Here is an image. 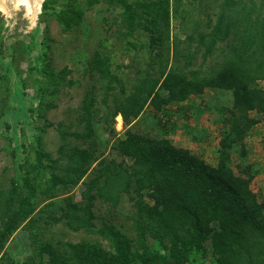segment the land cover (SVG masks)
Listing matches in <instances>:
<instances>
[{
    "label": "rangeland",
    "instance_id": "1",
    "mask_svg": "<svg viewBox=\"0 0 264 264\" xmlns=\"http://www.w3.org/2000/svg\"><path fill=\"white\" fill-rule=\"evenodd\" d=\"M14 1H5L9 15L0 11V192L16 187V192L28 195L35 210L0 245V264L37 262L35 237L40 243H98L106 253L114 255L100 260V264H170L169 239L156 238L149 229L136 224L133 194L123 193L117 205L101 196L86 200L83 194L91 178L98 174L102 159L122 161L114 145L118 137L126 136V131L169 138L176 147L188 149L216 166L220 140L227 128L223 113L232 107L233 94L230 90L206 87L186 100L165 105L160 101L150 103L140 119L129 126L121 115V121L119 115L114 120L102 121L97 113L92 123L94 133L86 136L88 121L84 117V104L93 83L89 65L96 51L106 56L111 70L124 83L125 95H129L138 78L157 63L156 55L163 52L167 56L173 37L184 38L205 30L208 14L216 19L220 0H182L179 5H175L176 0H170L171 37L163 48L153 38L154 17L143 18L126 35L129 29L124 6L111 5L108 0L91 6L77 0L83 16L80 23L66 29L57 19V14L68 7L66 0H50L47 7L43 2L34 23L23 10L15 8ZM128 1L137 4V1L163 0ZM169 58L171 64V55ZM258 84L264 88V80ZM123 97L122 92L115 90L108 102L113 106ZM251 114L257 123L245 140V151L237 144L231 157L237 174L248 176L240 170L249 166L253 174L250 188L261 201L264 199V113L259 110ZM74 148L89 149L99 155V160L81 180L52 196L46 182L57 165L55 160L61 157V150L72 152ZM127 161L130 163L131 159ZM67 196L77 204L93 202L94 228H100V233L75 231L64 221L52 222L53 215L62 214ZM143 201L150 206L156 204L154 196L146 191ZM30 221L36 224L35 235L30 232ZM105 225L117 229L123 241L102 233L108 231ZM208 238L204 248H196L185 264H220Z\"/></svg>",
    "mask_w": 264,
    "mask_h": 264
},
{
    "label": "trees",
    "instance_id": "2",
    "mask_svg": "<svg viewBox=\"0 0 264 264\" xmlns=\"http://www.w3.org/2000/svg\"><path fill=\"white\" fill-rule=\"evenodd\" d=\"M49 1H44L45 7ZM84 1L91 6L103 0ZM76 2L66 0L68 7L57 14L65 29L81 21L83 12ZM108 2L124 6L129 29L126 35L143 18L154 17L153 38L161 48L165 47L171 37L170 0L137 1V4L128 0ZM181 2L176 0L175 5ZM219 3L216 19L208 14L205 30L172 38L167 56L163 52L156 55L157 63L138 78L129 95H125L124 83L111 70L106 56L96 51L89 65L93 83L84 104V117L88 121L86 136L94 133L92 123L97 113L102 121L121 115L129 126L140 119L150 103L160 101L165 105L186 100L206 87L230 90L233 94L232 107L223 113L227 128L220 140L216 166L188 149L176 147L169 138L126 131V136L118 137L114 145L122 161L102 159L98 174L91 178L83 194L86 200L101 196L113 205L120 202L123 193L133 194L136 224L149 229L156 238L169 239L170 264H185L196 248H204L208 237L220 264H264V199L257 200L250 188L253 174L249 166L240 170L248 176L237 174L231 157L237 144L245 151V140L257 123L251 112L264 113V88L258 84L264 80V0H220ZM115 90L124 97L111 106L108 101ZM61 151L46 182L52 196L81 180L99 160V155L86 148ZM16 191L13 187L0 192V245L35 210L28 195ZM145 191L154 196L155 205L143 201ZM65 203L62 214L53 215L52 222L64 221L75 231L100 233V228H94L92 201L77 204L67 196ZM29 224L31 234L35 235L36 224L32 221ZM105 229L108 231L102 233L123 241L117 229L107 225ZM37 241L35 237L37 262L32 264H100V260L114 256L98 243Z\"/></svg>",
    "mask_w": 264,
    "mask_h": 264
},
{
    "label": "bare ground",
    "instance_id": "3",
    "mask_svg": "<svg viewBox=\"0 0 264 264\" xmlns=\"http://www.w3.org/2000/svg\"><path fill=\"white\" fill-rule=\"evenodd\" d=\"M6 0H0V11L4 12L5 14L10 13L7 5L5 4ZM15 8L18 10H23L25 12V16L34 23L38 15L41 12V6L44 0H15ZM119 121H121V116H118Z\"/></svg>",
    "mask_w": 264,
    "mask_h": 264
}]
</instances>
